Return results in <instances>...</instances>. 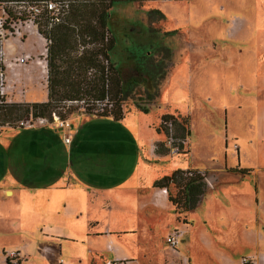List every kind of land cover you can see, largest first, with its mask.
Instances as JSON below:
<instances>
[{
	"label": "rangeland",
	"instance_id": "obj_1",
	"mask_svg": "<svg viewBox=\"0 0 264 264\" xmlns=\"http://www.w3.org/2000/svg\"><path fill=\"white\" fill-rule=\"evenodd\" d=\"M6 6L21 12L19 15L25 19L7 23L9 29H5L3 45L8 39L24 43L30 36H38L37 25L33 22L36 12L28 14V5L21 3ZM38 9L42 11L41 7ZM0 17L6 19L3 6H0ZM108 28L115 40L109 52L110 61L118 71L122 91L126 92L118 96L125 97L120 102L124 118L116 121L110 117L78 115L86 113V103L97 110L111 109L110 93L109 101H85L65 107L71 111L67 117L71 123L70 137L73 139L77 135L73 156H69L62 169L76 173L84 169L96 176L99 172L130 168L133 162L126 151L107 159L101 154L94 156L92 152L105 137L124 144L136 135L142 147L141 170L160 177L173 169H199L206 173V199L194 210L178 214L174 206L170 210L158 209L171 216L168 233L175 229L183 232L179 250L189 252L195 264H217L221 255L237 262L245 257L249 264H262V256L251 254L262 243L264 249V64H257V59L264 57V0L117 2L110 10ZM47 44L44 38L37 57L31 55L26 64L45 58V76L48 77ZM81 51L79 48L78 52ZM140 63L152 64L149 68L153 71V80L151 75L137 73L136 66ZM161 64L165 75L160 78ZM108 88L111 89L110 83ZM151 93L155 95L149 100ZM137 105L147 107L148 112L140 111ZM58 110H62L61 107ZM166 113L187 116L190 136L183 141V151L187 152L172 154L169 150L166 155L152 158L151 143L160 140L159 137L166 140L165 134L157 131L160 117ZM258 117L263 123L258 122ZM21 119L0 120L1 144L6 145L4 140L8 139L38 140L44 136L38 126L18 128L17 122ZM44 129L57 131L53 127ZM58 133L63 134L60 130ZM60 138L56 137L64 140L63 136ZM171 141L180 142L179 139ZM54 158L53 153L41 158L48 167L44 170L57 169L58 165L52 162ZM105 160L107 164H103ZM165 190L168 194L175 193L176 189L170 186ZM241 202L245 203L243 210H239ZM222 204L232 205V210L223 213ZM207 219H224L235 224V236L219 240L215 232L219 228H208L210 236L202 238L197 231L193 242L183 226L191 223L198 228L200 221ZM244 225H249L251 231L247 230L242 238ZM161 237L164 234L155 242L139 238L148 253L144 264H160L159 249L168 252ZM71 253L74 263L79 264L74 251ZM182 259L178 263H182Z\"/></svg>",
	"mask_w": 264,
	"mask_h": 264
},
{
	"label": "crops",
	"instance_id": "obj_2",
	"mask_svg": "<svg viewBox=\"0 0 264 264\" xmlns=\"http://www.w3.org/2000/svg\"><path fill=\"white\" fill-rule=\"evenodd\" d=\"M43 40L44 37L39 33L38 36H30L24 43L15 38L8 39L3 45L5 63L24 54L37 57ZM257 64L263 65L264 57L258 58ZM5 72L10 88L5 97L6 102L47 101V76L35 61L23 66L6 65ZM78 115L81 117L87 114ZM258 122L263 123L262 118L258 117ZM44 128H38L44 134L42 138L17 145L18 162L16 164L13 161L12 164L10 161L11 167L0 179V264H7L3 251L9 250L19 252L18 264H60V261H63L62 264H75L72 251L79 264L83 261L86 264H104L105 260L112 258H129L132 264H144L148 253L138 240L144 238L155 242L160 234H164L161 237L164 242L171 216L158 209L170 210L173 205L168 200V194L154 186L155 181L161 178L160 175L141 170L139 155L142 147L139 139L132 134L134 139L123 144L122 141L114 142L105 137L94 148L93 155L101 154L105 159L111 155L120 156L123 151L128 152L132 166L120 172L105 171L96 176L84 169L77 173L68 168L62 172L58 169L37 172L43 163L41 158L50 153L55 156L52 161L54 165H58L59 157L66 163L69 156H73L77 135H72L73 139L67 144L64 140L56 139L64 137L66 131H62L61 135L58 129L49 132ZM158 141L150 145L152 158L161 156L154 150ZM4 142L6 145H0L11 153L15 149L14 140ZM59 151L63 152L62 156H59ZM6 158L9 161L11 157ZM107 163L105 160L103 164ZM26 178H29V184L24 182ZM206 194L207 191L202 201L206 199ZM213 199L218 201L217 198ZM244 206L245 203L241 202L239 210ZM221 209L223 213L230 212L232 205L222 204ZM200 222L198 228L191 223L183 226L185 234H190L193 242L197 231L199 235L202 234V238L210 236L208 228H219L215 230L219 240L235 236L236 225L227 220L207 219ZM248 226L244 225L242 238L247 234ZM262 244L251 255L262 256L260 261L264 264ZM89 246L93 248L89 249ZM163 247L168 252L159 249L160 264H195L189 252H181L178 246L175 249L167 245ZM181 257L182 263H178ZM217 264H242V261L237 262L229 256L221 255Z\"/></svg>",
	"mask_w": 264,
	"mask_h": 264
},
{
	"label": "trees",
	"instance_id": "obj_3",
	"mask_svg": "<svg viewBox=\"0 0 264 264\" xmlns=\"http://www.w3.org/2000/svg\"><path fill=\"white\" fill-rule=\"evenodd\" d=\"M125 1L140 3L146 0H0V6H3V11L6 14L4 24L6 29H9L7 23L10 20L25 19V16L19 15L21 12L6 6L8 4L29 2L40 5L45 2H52L57 5L55 10L43 8L36 16L37 20L35 21L39 34L48 42V99L45 102L8 103L0 96V120L6 122L10 118L21 119L23 116L51 118L52 112H56L60 118L64 119L68 117L71 111L69 108L65 112L58 110L63 101L100 102L108 100L109 93L112 94V98L109 99L112 101L111 109L105 107L97 110L86 103L85 112L88 115L110 117L116 121L122 120L124 114L120 102L125 97L118 98V96L126 92L122 91L118 71L110 61L109 52L112 51L115 40L108 28V16L115 3ZM23 13L26 12L23 11ZM40 18L44 21L38 20ZM1 40L0 35V48L2 46ZM79 48L82 49L81 52H78ZM149 67H152V64L151 66L144 63L137 64V73L151 75L153 80V71ZM2 68L3 64L0 60V69ZM159 71L161 78L165 75L162 64ZM109 83L111 89L108 88ZM154 95L153 93L149 94L148 99L150 100ZM137 108L144 113L148 112L145 106L137 105ZM157 131H162L166 136V140L155 143L154 150L157 155L169 153L170 147L167 145L169 139L180 140L178 144L172 142L173 146L178 147V154L187 152L183 151V141L190 136L187 116L163 114L157 125ZM170 132L173 134L170 135ZM34 140L36 139L25 140L20 138L14 140L15 149H12L11 153L4 150L0 145V179L11 167L10 165L14 164L13 161L17 164V145L20 142L25 143ZM62 154L63 152L59 151V156ZM6 157L11 158L8 161ZM32 161L35 162L34 156H32ZM63 165L64 163L59 157L57 167L59 172L63 171ZM46 166L45 163H42L37 172H41ZM24 182L29 184V178H26ZM154 186L167 190L173 186L176 189L175 193H168V200L174 206V211L181 214L191 211L199 205L207 191L208 182L206 173L199 169H175L156 180ZM6 260L7 264H12L10 260Z\"/></svg>",
	"mask_w": 264,
	"mask_h": 264
},
{
	"label": "built area",
	"instance_id": "obj_4",
	"mask_svg": "<svg viewBox=\"0 0 264 264\" xmlns=\"http://www.w3.org/2000/svg\"><path fill=\"white\" fill-rule=\"evenodd\" d=\"M23 5H28V14L36 12V16L41 12L40 9L47 8L48 10H55L56 4L52 2H45L44 4H36V3H29V2H20ZM37 18V17H36ZM36 18L33 19L34 24H36ZM5 20L0 17V35H1V48H0V60L3 64V68L0 69V96L5 99V97L8 94L9 84L7 83V77L5 72V66H13V65H25L27 61L31 60V55L24 54L22 56H19L14 59V61L6 62L5 63V53L3 50V40L5 38V32L6 28H4ZM37 25V24H36ZM17 34H20L17 32ZM19 62V63H17ZM38 65H40L41 69L45 71L46 69V60L43 58V60H36ZM21 94H24V90L21 91ZM6 101V99H5ZM74 103H80L82 104L83 101L79 100H67L62 102L61 109L63 112H65V107H68V105L74 104ZM18 128H25L29 126H38V127H53L55 129H60L61 131H66V134L64 136V141L69 144L71 141L70 133H69V127H70V119L69 118H60L59 115L56 112L51 113V118L48 117H28L26 119H21L17 122ZM167 145L170 147V152L172 154H178L179 149L177 146H173L171 139L167 141ZM163 192H166L165 189H162ZM183 238V232H181L178 229H175L167 234L165 237V243L175 249L177 248L180 240ZM110 248V246H109ZM3 254L5 255L6 259L10 260L12 264H18L20 261V254L17 250H9V251H3ZM242 264H249L248 258L243 257L241 259ZM63 261H60V264H62ZM104 264H132V261L129 258H112L104 261Z\"/></svg>",
	"mask_w": 264,
	"mask_h": 264
}]
</instances>
